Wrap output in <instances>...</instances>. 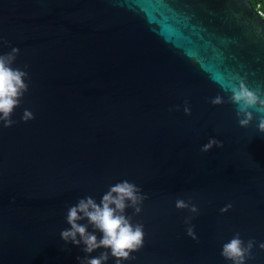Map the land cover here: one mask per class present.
Masks as SVG:
<instances>
[{
	"label": "water",
	"instance_id": "95a60500",
	"mask_svg": "<svg viewBox=\"0 0 264 264\" xmlns=\"http://www.w3.org/2000/svg\"><path fill=\"white\" fill-rule=\"evenodd\" d=\"M12 48L28 91L0 124V264H79L60 239L68 208L124 180L146 199L126 209L144 241L121 264H228L236 233L264 264V134L227 103L234 77L264 93L250 0H0V55ZM209 139L222 147L202 152Z\"/></svg>",
	"mask_w": 264,
	"mask_h": 264
},
{
	"label": "clouds",
	"instance_id": "9594fccd",
	"mask_svg": "<svg viewBox=\"0 0 264 264\" xmlns=\"http://www.w3.org/2000/svg\"><path fill=\"white\" fill-rule=\"evenodd\" d=\"M19 50L12 48L11 52L0 55V124L4 128L11 127L15 121L11 119L16 108L21 104V100L28 91V74L25 70L13 67ZM238 86L231 87L227 103L236 106V119L240 128H247L253 120V111L259 117L257 131L264 134V93L256 90H249L246 83L239 77ZM225 101L221 96H216L211 100L212 105H221ZM184 114L190 115V109L185 104ZM33 114L29 110H24L22 122L32 120ZM222 147V144L215 139L209 141L202 147V152H208L213 147ZM146 199L141 194L140 188L127 180L121 181L109 187L99 203L91 197H84L68 208L66 215L67 229L61 231L60 239L65 243L80 247L84 257H78L79 264H106L111 257L115 264H121L132 258L131 254L139 251L143 246L144 231L143 225L133 224L132 217L125 215L126 209H132L133 214L141 212V204ZM178 210L187 209L192 215L197 214L198 209L191 204L178 199L175 202ZM231 205H226L220 211L227 212ZM85 221L86 223H81ZM191 215L185 220V224H190ZM91 228V231H89ZM97 233L100 238H97ZM186 234L193 240L197 237L193 227H188ZM255 244L254 240L243 241L239 233H236L229 241L222 245L221 257L228 264H246L251 259V252ZM264 251V243L259 245ZM99 249H103L99 256L91 257V254ZM91 257V258H90Z\"/></svg>",
	"mask_w": 264,
	"mask_h": 264
},
{
	"label": "trees",
	"instance_id": "16d2710c",
	"mask_svg": "<svg viewBox=\"0 0 264 264\" xmlns=\"http://www.w3.org/2000/svg\"><path fill=\"white\" fill-rule=\"evenodd\" d=\"M251 4L253 5L254 9L259 7V11H261L264 15V0H250ZM264 19V17H263Z\"/></svg>",
	"mask_w": 264,
	"mask_h": 264
},
{
	"label": "built area",
	"instance_id": "2783aa9c",
	"mask_svg": "<svg viewBox=\"0 0 264 264\" xmlns=\"http://www.w3.org/2000/svg\"><path fill=\"white\" fill-rule=\"evenodd\" d=\"M258 9H259V7H257L255 10H256V12L258 13V15L263 19L264 15H263V13H262L261 11H259Z\"/></svg>",
	"mask_w": 264,
	"mask_h": 264
}]
</instances>
